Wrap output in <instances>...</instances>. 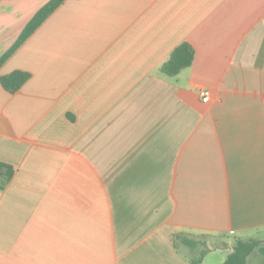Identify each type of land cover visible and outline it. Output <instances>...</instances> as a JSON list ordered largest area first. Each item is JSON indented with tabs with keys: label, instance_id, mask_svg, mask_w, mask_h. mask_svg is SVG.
<instances>
[{
	"label": "crops",
	"instance_id": "crops-1",
	"mask_svg": "<svg viewBox=\"0 0 264 264\" xmlns=\"http://www.w3.org/2000/svg\"><path fill=\"white\" fill-rule=\"evenodd\" d=\"M50 1L0 0V58ZM185 42L192 65L165 74ZM18 70V92L0 83V264L264 247V0H66L0 76Z\"/></svg>",
	"mask_w": 264,
	"mask_h": 264
},
{
	"label": "trees",
	"instance_id": "trees-1",
	"mask_svg": "<svg viewBox=\"0 0 264 264\" xmlns=\"http://www.w3.org/2000/svg\"><path fill=\"white\" fill-rule=\"evenodd\" d=\"M66 0H51L44 7H42L31 21L24 28L20 37L14 43V45L0 58V67L3 66L9 58L24 44V42L61 6ZM195 57L194 48L189 43H182L171 54L170 58L163 64L162 71L169 76H176L185 68L192 65ZM31 78V75L24 71H14L6 76H0V83L3 88L11 94L18 92L27 81ZM15 175V169L12 165L0 161V189H4L6 183L12 180ZM176 240H181L180 236H175ZM183 241L192 246H197L196 242ZM176 248L177 247V244ZM257 249L260 250L264 256V247L261 248V241L248 240L239 241L235 244L233 251L228 255L226 261L223 264H248V258ZM207 254V251L201 252L200 258L191 261V264H201L203 258Z\"/></svg>",
	"mask_w": 264,
	"mask_h": 264
},
{
	"label": "rangeland",
	"instance_id": "rangeland-1",
	"mask_svg": "<svg viewBox=\"0 0 264 264\" xmlns=\"http://www.w3.org/2000/svg\"><path fill=\"white\" fill-rule=\"evenodd\" d=\"M212 243L211 242H204V244L199 241V243L197 244L196 248H192V256H190V258H194V259H197V258H200V255H201V252L203 251H207L209 252V250L212 249ZM214 250V249H213ZM256 254L259 253V250L258 252H255ZM227 254L226 251L224 250H221V251H215L213 254H209L206 262L204 264H220L221 262V259L224 258L223 256ZM254 261V260H252ZM252 261L250 262V264H255V262L252 263Z\"/></svg>",
	"mask_w": 264,
	"mask_h": 264
},
{
	"label": "built area",
	"instance_id": "built-area-1",
	"mask_svg": "<svg viewBox=\"0 0 264 264\" xmlns=\"http://www.w3.org/2000/svg\"><path fill=\"white\" fill-rule=\"evenodd\" d=\"M199 96L201 97L202 101L204 103H207L209 101V93L206 90H201L199 92Z\"/></svg>",
	"mask_w": 264,
	"mask_h": 264
}]
</instances>
